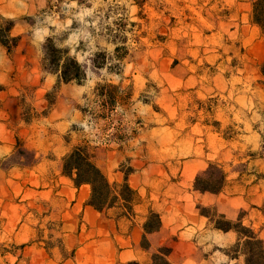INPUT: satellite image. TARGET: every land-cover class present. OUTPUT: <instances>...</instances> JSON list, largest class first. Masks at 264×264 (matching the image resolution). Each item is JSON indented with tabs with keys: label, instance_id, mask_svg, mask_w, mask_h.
Masks as SVG:
<instances>
[{
	"label": "rangeland",
	"instance_id": "374dc122",
	"mask_svg": "<svg viewBox=\"0 0 264 264\" xmlns=\"http://www.w3.org/2000/svg\"><path fill=\"white\" fill-rule=\"evenodd\" d=\"M138 1L41 0L45 6L35 9L33 0H0V6L10 3L17 32L26 30L23 53L31 46L39 77H48L35 88L16 84L0 92V264H63L69 255L67 234L76 231L65 225L72 205L61 200L62 183L69 180L60 167L76 145H90L112 183L123 182L124 173L134 169L129 183L145 195L139 216L131 219L137 237L152 201L173 200L174 210L189 215L207 206L215 221V212L231 214L232 198L257 189L253 182L264 174L258 158L264 137V31L251 23L253 0H146L142 9ZM111 9L114 14L105 18ZM120 19L130 48L121 74L96 71L94 55L115 49L103 29ZM0 27L4 31L5 22ZM48 38L85 65L82 84L59 85L57 75L47 71ZM106 81L133 92L131 101L103 107L93 91ZM34 150L41 163L29 168ZM211 164L228 174L226 187L218 194L196 192V177ZM64 192L71 202L79 199L78 219L72 220L80 227L90 187ZM263 204L236 209L233 220L244 212V223H253L264 241ZM201 219L194 237L181 235L171 262L243 264L225 254L237 235ZM120 232L126 234L127 223ZM165 238L162 246L168 248L178 240L176 234H156L150 253ZM53 246L58 249L50 252Z\"/></svg>",
	"mask_w": 264,
	"mask_h": 264
},
{
	"label": "trees",
	"instance_id": "16d2710c",
	"mask_svg": "<svg viewBox=\"0 0 264 264\" xmlns=\"http://www.w3.org/2000/svg\"><path fill=\"white\" fill-rule=\"evenodd\" d=\"M81 2V1H80ZM146 0H139L138 6L142 9ZM115 9H111L109 14H114ZM251 21L264 30V0H253V10L251 13ZM0 22H5L4 31L0 27V45L4 47L9 54L18 46L19 37L12 36V30L15 26V20L6 19L0 14ZM113 27H104L107 41L115 46L114 52L108 55L105 52L96 53L92 59L94 70L100 71L106 69L109 74L120 75L125 59L128 57L130 48L128 46L129 38L124 31L122 20L115 22ZM139 44V39H134ZM45 50L49 55L50 67L47 71L53 72L58 77V83L69 84L75 82L82 84L86 80V67L80 63L75 56H70L69 50L56 47L52 38H48ZM114 65H112V63ZM110 64V65H109ZM261 76L264 84V61L261 64ZM93 94L99 100L103 107L113 109L117 105H124L131 101L133 92H124L122 84L116 85L112 82L98 83L94 88ZM51 104V103H50ZM53 105V103L51 104ZM85 113V111H82ZM262 152L259 157L264 159V137L262 140ZM257 155V154H256ZM254 155V159H256ZM30 166L36 164L35 154L29 161ZM62 175L70 178L76 187L88 185L90 187V197L88 205L98 212L104 213L109 210L121 209L122 215L132 219L136 216L135 206L142 202V198L137 190L131 187L129 177L134 173V169H130L124 173V179L121 183H112L107 175L95 162V153L90 145H76L71 151L62 158L61 163ZM228 174L218 164H211L210 168L198 175L194 182V190L200 193L218 194L222 192L226 186ZM264 179V174L258 175V179ZM201 215L209 219V223L214 224V229L228 233L234 232L237 235L236 242L225 251L230 260L243 259V264H264V241L260 236V232L254 227L253 223H244V212H242L236 220H230L225 215L215 212L216 220L214 221L207 213L210 210L207 207L198 206ZM264 216V204L259 208ZM162 227L160 215L149 210L143 224L144 234L141 241L143 250L149 251L151 244L148 235L158 232ZM172 250L168 247H159L156 252L152 253V264H171L169 256ZM74 256V252L71 257ZM128 264H140L137 261Z\"/></svg>",
	"mask_w": 264,
	"mask_h": 264
},
{
	"label": "crops",
	"instance_id": "0c3cea01",
	"mask_svg": "<svg viewBox=\"0 0 264 264\" xmlns=\"http://www.w3.org/2000/svg\"><path fill=\"white\" fill-rule=\"evenodd\" d=\"M33 5L35 6V9H41L45 6V4H41V0H33ZM9 7L10 3L0 6V14L6 19H10ZM17 26H19V24L15 23V26L11 33L13 37H19L18 46L14 49V51L9 54L7 50L0 45V84L3 85V87H0V92H5L8 89L14 87L13 85L16 84H18L19 88H35L38 84L42 83V80L47 81L48 79V77L45 76L39 77L40 70L38 66L34 63L36 58L35 55H33V51H31V46L30 48L27 47L28 51L26 53H23V50L25 48L23 35L26 30L24 29L20 30V32H17ZM31 63L34 64L31 65ZM10 98L13 99L14 96L11 95ZM16 140L18 143L22 142L19 137H16ZM33 153L35 154L37 162L33 166L29 165V168H35L41 163L39 158L36 156L37 151L34 150ZM259 159L262 161L264 160L261 158ZM257 161L259 160H254V162ZM61 176L69 180L68 182L62 183V191L60 190V192L61 194H63L62 196L64 197L61 198V200L64 203H70L72 205V208L70 209L69 213L65 214H69L71 220L69 222H65V225L70 226V229H75L76 231V234H67L70 239L66 241V244L68 246L70 243L71 249H69V255L62 257L63 264H128L132 261H137L140 264H144L145 261H148L147 264H152V253H150V250L153 248V236H155L156 234H164V237H168V235L170 234H176L178 240H176L174 242L175 244L171 246L170 249L172 250V253L169 256V261L171 264H173L171 262V257L176 253V247L182 244V241L180 240L182 239L181 235L186 234L187 239H190L191 235H193L194 237L192 230L196 234L199 229V225L202 224L201 218L203 215L196 211H192L191 215L186 213H179L176 211V209L174 210L175 203L173 200L170 201L167 200L165 197H162L158 202L152 201V203H150L147 208V212H149L150 209L157 212L161 217L162 227L158 232L148 235V239L151 244V249L149 251L143 250L141 247V241L144 234L143 224L145 222L146 216L143 217V222L139 225L141 237H137V235L135 234V232H137V225L135 226L131 219L125 217H118L116 215L113 216L111 214V211L113 210H109L108 212L104 213L98 212L93 207L88 205V199L90 195L83 204L82 225L80 227L76 223L74 225L72 218L75 217L76 219H78L77 206L79 204V199L78 197H76L73 199V201L75 202H71L64 190L68 189L71 192L76 190L77 192L84 185L79 188L76 187L70 178L62 175V171ZM253 184L254 187H256L257 189L255 190L252 188V193L241 198H232L236 200H233L232 206L230 208L231 214H223L226 216V218L233 220V218L236 217L234 216V211L238 208H245L250 204L259 205L261 203H264V179H258L257 176L256 181H254ZM135 190L139 192L142 198V202L139 205L135 206V211L137 213V208L138 210H140V208L144 204L145 195L141 191V188H137ZM235 204L238 205L235 206ZM167 206H169L168 210H171L170 212H164ZM160 209H163V211ZM138 216L139 214L137 213L136 217ZM125 223H127V232L126 234H122L120 232V228L121 225ZM165 242L166 238L162 239L160 242V247H162ZM63 246L66 248L64 244ZM56 249L58 248L56 246H53L49 248V251L51 252ZM73 252L74 256L71 257V254ZM147 254H149L150 256V262L145 257L147 256ZM187 257H185L183 261H186Z\"/></svg>",
	"mask_w": 264,
	"mask_h": 264
}]
</instances>
